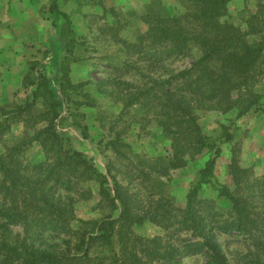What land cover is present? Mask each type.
<instances>
[{"label":"trees","instance_id":"16d2710c","mask_svg":"<svg viewBox=\"0 0 264 264\" xmlns=\"http://www.w3.org/2000/svg\"><path fill=\"white\" fill-rule=\"evenodd\" d=\"M227 2L181 0L183 14L167 15L149 25L137 42L118 39L119 51L126 56L117 64L109 63L112 73L101 81L72 84L64 60L59 66L60 95L47 77L36 78L35 66L31 67L22 85L23 92L31 90L28 98L8 111L1 109L0 140L15 123L23 124L25 132L3 146L0 154V264H182L181 256L200 253L210 264H264V176L255 177L240 167L233 147L228 165L233 188L216 189L218 198L230 204L228 214L217 212L212 201L199 197L200 186L211 182L220 149L203 134L197 111L235 109L242 117L260 108L254 87L264 77L263 49L247 39L261 30H242L228 23ZM49 12L64 20L63 49L70 54L74 45L69 39L73 34L69 16L57 10V0ZM193 48L198 57L188 67L167 70L168 63L188 56ZM128 75L132 81L122 80ZM89 85L120 104L122 111L136 107L155 122L170 140L171 154L137 159L138 164L127 167L126 173L113 161L102 171L76 150L55 122L63 100L72 102L68 93L82 92ZM83 98L82 103L75 102L76 107L95 106L89 95ZM71 126L80 130L83 139L89 138L84 124ZM221 128L222 142L231 143L232 134ZM106 145L115 162L124 156L121 148H130L119 139ZM36 146L42 157L35 160L27 153ZM205 150L213 154L200 171L198 184L188 191L183 208L173 207L162 197L154 199L152 192L144 191V198L140 185L133 183L139 178L147 183L167 177ZM127 174L131 179L124 185L121 180ZM90 184L98 187L97 209L105 215L77 220L76 204L93 197ZM74 222L79 224L76 229ZM146 223L159 228L165 237L137 236L134 228ZM14 226L21 232L15 233ZM183 234L188 237L182 238ZM219 234L240 236L243 250L228 259L217 244ZM95 247L108 255L91 253Z\"/></svg>","mask_w":264,"mask_h":264},{"label":"rangeland","instance_id":"374dc122","mask_svg":"<svg viewBox=\"0 0 264 264\" xmlns=\"http://www.w3.org/2000/svg\"><path fill=\"white\" fill-rule=\"evenodd\" d=\"M226 7L228 14L225 19L228 23L242 30H261L260 34L249 36L247 40L251 45H261L263 54L260 67L264 69V0H228ZM66 10L70 28L73 31L72 37L69 38L73 41L71 45H74L72 52L67 54L64 49L61 52L59 48L60 50L54 54L56 59L47 62V57L50 58L53 51L49 50L50 44L45 41L34 57L37 65L33 75L38 79L47 77L51 83L50 87L58 95H60L58 79L61 75L59 53L64 55L69 68L74 67L72 78L77 75L79 79L87 77L86 81L88 79L101 81L112 73V69L108 66L109 63L117 64L119 60H122L121 57L126 56L124 52L119 51L121 46L117 43L118 39L129 43L137 42L140 36L146 34L149 25L167 15L174 16L185 12L181 0H69ZM55 33L53 37L50 33L49 39L54 38L55 42L65 43L66 38L61 36L59 31ZM197 57L198 52L193 48L188 56L179 57L168 63L167 70L186 68ZM131 79L128 75L122 80L132 81ZM30 92L31 90L23 92L21 89L14 95L12 105L3 109L8 111L14 104L23 102ZM254 92L259 96L260 108L245 116L238 117L235 109L226 113L215 109L197 111L198 123L203 134L215 140L220 149L211 182L200 186L199 197L212 201L215 210L224 215L228 214L230 204L223 198H218L216 189L221 186L233 188V182L228 173L233 147L237 150L236 157L240 167L247 169L255 177L264 176V77L258 80ZM68 94L72 102L66 103L63 100L59 111L60 116L55 122L57 130L67 135L72 141V146L94 160L102 171H105V164L109 161H113L115 167L121 166L123 172L127 173L129 171L127 167L138 164L137 159H152L171 154L170 140L163 135L155 122L145 117V114L139 112L136 107L122 111L120 104H115L109 98L99 94L93 85L85 86L82 92L79 90ZM83 95H89L95 100L93 108L76 107L75 102L84 101ZM79 113L85 117L83 119L75 117ZM2 120L4 117L2 118L0 109V121ZM73 122H81L86 126L88 139H83L80 130L71 126ZM221 126H225L232 134L231 143L222 142ZM63 129L68 130L62 131ZM23 135L24 132L19 133V130L7 132L0 140V154L3 146L11 144ZM115 139L121 140L130 147L121 148L120 151L124 156L116 162L114 160L116 158L110 152V147L106 145ZM212 154L205 150L188 162L185 167L171 171L167 177H155L147 183L139 178L133 183L140 185L138 190L142 195L144 191L152 192L154 199L162 197L173 207L183 208L188 191L198 184L200 171ZM27 155L36 160L38 156H41L40 148L37 146L31 148ZM134 171L132 170L131 173L134 174ZM129 179L131 178L127 174L126 179L121 182L126 185ZM87 187L91 189L93 197L76 204L77 220H97L105 215L97 209L98 187L94 184ZM72 225L75 229L79 226L77 222ZM12 229L15 233L21 232L19 226H14ZM134 232L137 236L144 238L165 237L163 231L149 223L136 226ZM181 237H188V235L183 234ZM217 244L228 259H231L236 251L243 250L242 238L236 234H219ZM73 246L74 242L70 248ZM91 253L108 255L103 248L99 247L92 249ZM179 261L182 264H210L203 253L181 256Z\"/></svg>","mask_w":264,"mask_h":264},{"label":"crops","instance_id":"0c3cea01","mask_svg":"<svg viewBox=\"0 0 264 264\" xmlns=\"http://www.w3.org/2000/svg\"><path fill=\"white\" fill-rule=\"evenodd\" d=\"M53 0H0V109L12 105L14 95L23 89V80L31 67L36 68V52L46 41L53 54L46 61L56 59L54 54L63 49V44L52 37L61 33L64 26L62 17L52 15L49 7ZM69 0H57V10L67 14ZM62 34V33H61ZM60 36V35H59ZM62 36V35H61ZM60 48V49H59ZM64 55L59 53V62ZM74 67H70L69 79L72 84H81L86 78H72ZM25 132L21 123L12 124L9 132ZM63 129L62 131H67Z\"/></svg>","mask_w":264,"mask_h":264}]
</instances>
